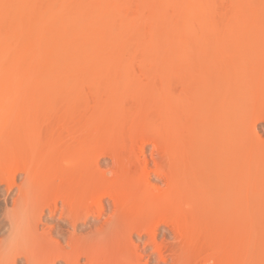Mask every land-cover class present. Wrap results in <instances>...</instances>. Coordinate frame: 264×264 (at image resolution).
<instances>
[{"label": "bare ground", "instance_id": "1", "mask_svg": "<svg viewBox=\"0 0 264 264\" xmlns=\"http://www.w3.org/2000/svg\"><path fill=\"white\" fill-rule=\"evenodd\" d=\"M53 24L70 52L0 91V264H264V186L236 197L217 77L179 56L253 44L264 0H64Z\"/></svg>", "mask_w": 264, "mask_h": 264}, {"label": "rangeland", "instance_id": "2", "mask_svg": "<svg viewBox=\"0 0 264 264\" xmlns=\"http://www.w3.org/2000/svg\"><path fill=\"white\" fill-rule=\"evenodd\" d=\"M62 1L64 0H0V91L8 88L23 91L31 85L34 78L26 80L28 74L53 71L57 67L53 63L39 61L49 56V50L53 53L51 56L59 57L70 52L66 46L67 35L64 30L55 28L54 24L49 29L42 28L44 21L49 19ZM253 34L244 36H253L255 39L250 38L248 42L254 40V45L244 43L245 46L236 47L229 39L232 46L224 43L226 46L230 45L228 48L221 44V49L217 46L216 49H198L193 54L189 50L179 53L181 58H191L193 55L198 60L197 64L210 63L211 74L217 77L213 89L222 94L223 104L218 125L213 130L216 137L222 138V142L225 140L224 144L227 141L224 153H228L227 164H233L236 168V197L242 200L248 197L242 190L244 187L264 186V34ZM242 40L247 41L245 37ZM260 40H263V45ZM251 46H254L253 50H250ZM196 68L197 71L198 67ZM195 72L192 73L193 76ZM181 75L176 73L179 77L176 80L181 82ZM257 89L260 93H257ZM255 92L260 94L257 105L254 98L259 97ZM209 134L211 135L210 131ZM198 172L205 182L215 184L216 170L200 164ZM231 175L226 163H223L218 180L225 181ZM254 207L253 202L249 203L248 207L241 209L242 215ZM256 213L259 219L263 218L264 211ZM262 222L258 225L260 229H264V221Z\"/></svg>", "mask_w": 264, "mask_h": 264}, {"label": "clouds", "instance_id": "3", "mask_svg": "<svg viewBox=\"0 0 264 264\" xmlns=\"http://www.w3.org/2000/svg\"><path fill=\"white\" fill-rule=\"evenodd\" d=\"M210 264H211V262H210Z\"/></svg>", "mask_w": 264, "mask_h": 264}]
</instances>
